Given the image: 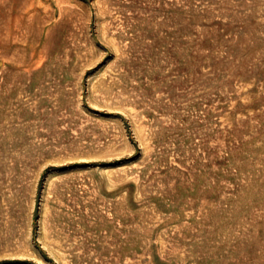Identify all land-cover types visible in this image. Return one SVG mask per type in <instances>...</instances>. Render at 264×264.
<instances>
[{
    "label": "rangeland",
    "instance_id": "rangeland-1",
    "mask_svg": "<svg viewBox=\"0 0 264 264\" xmlns=\"http://www.w3.org/2000/svg\"><path fill=\"white\" fill-rule=\"evenodd\" d=\"M0 264H264V0H0Z\"/></svg>",
    "mask_w": 264,
    "mask_h": 264
}]
</instances>
